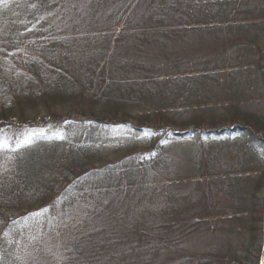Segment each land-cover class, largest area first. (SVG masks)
I'll return each instance as SVG.
<instances>
[{"label": "trees", "instance_id": "1", "mask_svg": "<svg viewBox=\"0 0 264 264\" xmlns=\"http://www.w3.org/2000/svg\"><path fill=\"white\" fill-rule=\"evenodd\" d=\"M115 1L85 6L70 20L75 5H63L66 0H0V60L7 53L11 60L9 68L1 65L11 82L0 81V129L12 144L0 151L6 163L0 208L9 214L0 213V264H20L32 227L43 221L39 211L89 203L83 219L89 223L131 192L139 166L154 157L155 165L162 163L158 150L124 152L117 162H105L98 145L115 129L193 128L216 138L217 126L229 122L228 131L264 162V121L244 116L238 123L236 106L219 112L210 88L223 78L229 97L238 99L254 78L264 82V0ZM193 45L203 53H180ZM28 132L36 134L19 146L15 137ZM243 171L237 164L207 176H233L229 184L244 193L248 209L252 185ZM33 206L38 211H26ZM107 227H92L95 239ZM254 230L250 223L248 231ZM90 238L70 239L63 264L93 263Z\"/></svg>", "mask_w": 264, "mask_h": 264}, {"label": "rangeland", "instance_id": "2", "mask_svg": "<svg viewBox=\"0 0 264 264\" xmlns=\"http://www.w3.org/2000/svg\"><path fill=\"white\" fill-rule=\"evenodd\" d=\"M66 1L63 5H75L68 14L70 20L77 13L83 14L85 6L111 5L108 0L100 4L99 0H83L77 4ZM118 3L119 0L112 5ZM190 51L203 53L196 45L180 53L191 57ZM5 56L0 60V81L11 82L1 69L2 63L7 68L11 66L9 54ZM259 56L264 64V43ZM222 80L210 86L217 95L215 104L219 112L228 105L236 106L242 113L238 123L243 124L244 116L254 117L250 123L264 121V82L261 79L254 78V87L247 85L245 96L237 95L238 99L229 97L231 85ZM231 128L229 122L218 125L216 131L221 134L216 138L203 134L201 137V132L193 128L163 132L115 129L98 145L105 162H117L124 152L158 150L163 151L157 156V161L162 163L155 165L154 157L152 162L139 166L137 183L131 192L112 200L105 212L92 217L89 223L83 222L90 212L89 203L76 202L63 210L53 207L39 211L43 221L32 227L30 243H26L19 263L63 264L70 239L75 240L78 234L85 233L96 242L91 250L94 257L91 264H258L262 245L264 162L235 133L228 131ZM203 129L208 130L209 126ZM261 132L264 133V128ZM174 133L180 135L177 140ZM237 164L245 170L241 178L251 179L252 191H247L246 197L248 209L242 204L243 192L238 189L237 193L229 184L233 176H207L212 169H231ZM156 166L159 168L155 169ZM5 168V160L1 159L0 176ZM37 208L33 206L26 211ZM3 210L0 208L2 216L9 215L2 213ZM250 223L256 229L253 233L248 231ZM90 226H108L103 231L106 238L98 235L95 239L97 234ZM109 234L112 241L108 240Z\"/></svg>", "mask_w": 264, "mask_h": 264}, {"label": "snow or ice", "instance_id": "3", "mask_svg": "<svg viewBox=\"0 0 264 264\" xmlns=\"http://www.w3.org/2000/svg\"><path fill=\"white\" fill-rule=\"evenodd\" d=\"M35 132H28L22 134L20 137H15L19 146L27 145L31 142V138L35 135ZM12 150L11 141L8 139L6 132L0 129V151Z\"/></svg>", "mask_w": 264, "mask_h": 264}, {"label": "water", "instance_id": "4", "mask_svg": "<svg viewBox=\"0 0 264 264\" xmlns=\"http://www.w3.org/2000/svg\"><path fill=\"white\" fill-rule=\"evenodd\" d=\"M263 197V212H262V245L260 249V255L258 259V264H264V195Z\"/></svg>", "mask_w": 264, "mask_h": 264}]
</instances>
